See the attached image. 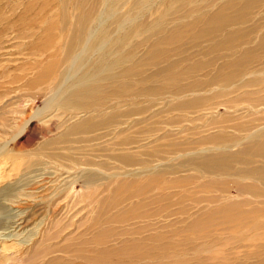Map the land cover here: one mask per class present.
Segmentation results:
<instances>
[{"label":"rangeland","instance_id":"obj_1","mask_svg":"<svg viewBox=\"0 0 264 264\" xmlns=\"http://www.w3.org/2000/svg\"><path fill=\"white\" fill-rule=\"evenodd\" d=\"M109 3L0 0V264H264V0Z\"/></svg>","mask_w":264,"mask_h":264},{"label":"water","instance_id":"obj_2","mask_svg":"<svg viewBox=\"0 0 264 264\" xmlns=\"http://www.w3.org/2000/svg\"><path fill=\"white\" fill-rule=\"evenodd\" d=\"M105 1H107V0H105ZM109 2H111V4L109 3V7H105L104 5V8H103V10L100 12V13H98V15H101V14H105V15H112V13H113V9H114V7H113V0H109ZM106 3V2H105ZM105 12V13H104ZM114 15V14H113ZM112 18V17H111ZM128 23H132L131 21L130 22H128ZM95 28H96V23H94V25L90 28V30H92V31H95ZM114 49H116L115 47H114ZM115 60L113 59L112 60V63L114 62Z\"/></svg>","mask_w":264,"mask_h":264},{"label":"bare ground","instance_id":"obj_3","mask_svg":"<svg viewBox=\"0 0 264 264\" xmlns=\"http://www.w3.org/2000/svg\"><path fill=\"white\" fill-rule=\"evenodd\" d=\"M117 22V21H116ZM73 54V53H72ZM67 64V63H66ZM108 69V68H107ZM93 74V73H92ZM66 76V75H65ZM70 76V75H69ZM94 76V75H93ZM66 78V77H65ZM73 78V77H72ZM60 82V81H59ZM73 86V85H72ZM62 87V86H61ZM59 91V90H58ZM83 125V124H82ZM90 126V125H89ZM92 126V125H91ZM99 126V125H98ZM82 127V126H81ZM92 128H93V126H92ZM91 128V129H92ZM86 129V128H85ZM88 129V128H87ZM2 151V150H1ZM10 152V151H9ZM221 167V166H220ZM219 168V167H218ZM214 170V169H213ZM41 182H43V181H41ZM18 227V226H17Z\"/></svg>","mask_w":264,"mask_h":264}]
</instances>
